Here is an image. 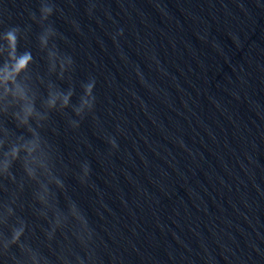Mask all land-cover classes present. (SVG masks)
<instances>
[{"label": "water", "instance_id": "95a60500", "mask_svg": "<svg viewBox=\"0 0 264 264\" xmlns=\"http://www.w3.org/2000/svg\"><path fill=\"white\" fill-rule=\"evenodd\" d=\"M86 249L72 221L0 241V264H264V202L152 206L86 217ZM7 245V247H5ZM23 245V247H21ZM92 259L89 260L88 256Z\"/></svg>", "mask_w": 264, "mask_h": 264}, {"label": "clouds", "instance_id": "9594fccd", "mask_svg": "<svg viewBox=\"0 0 264 264\" xmlns=\"http://www.w3.org/2000/svg\"><path fill=\"white\" fill-rule=\"evenodd\" d=\"M43 11L46 14L44 18L47 19V16L52 13L53 8L52 7H46L43 9ZM34 17L35 16H33V18ZM19 32H20V29L18 27H12L9 30H7L5 33V39L7 40L9 48H10L9 56H10V59L12 60V63L11 64H5L3 69H0V84L5 85V92L7 93V91H8L7 84L9 82H12L13 84H15V91H14L13 95L19 97L20 99L26 100L27 97L25 94V90L19 84L16 83L15 78L21 72H23L27 69L28 64L32 60V56L28 52H25L19 56L16 55V46H17L18 33ZM94 86H95V80L93 78L92 82L89 83L86 87V94L88 97H90V101L88 99H84L82 101L84 104L88 105L89 109H92L94 106V101H95V97L93 95ZM68 102H69V96H64L63 97L64 105H67ZM54 103H55L54 100L49 102L50 106H53ZM80 111H81V109H77V114H79ZM24 112H25V116H24L22 123L27 124V117L32 114L33 109L29 105V106H26L24 108ZM77 126H78V124H75V127H77ZM112 144H113V147L116 146L114 141H112ZM37 147H38V143L35 140L30 141L26 145H24L26 152L30 156L32 155L33 152H35ZM18 152H19L18 148H13L12 152L10 153L12 159H15L17 157ZM11 162H12L11 160H9L7 158L5 159L4 164H3V168H4L5 172H7L8 169L10 168ZM25 170L27 171V173L30 177L35 176L34 170L28 166L27 162L25 164ZM84 171H85V176H87L89 173L88 165L85 166ZM54 179H55L56 185L59 188L63 189L64 188L63 182L60 179H57V178H54ZM81 181L82 182L84 181V177H81ZM45 192L47 193V196L41 195L39 197L40 202L47 204L49 207L53 208V210H54L53 216L50 218L51 228H50L49 232L47 233L48 237L52 238V236L55 234V232L57 230V226L61 225L62 219H63V221L71 220L75 225H78V227L80 229H82V232L76 233V236H77V240L82 245H84V247L87 249L88 244L84 240L83 232L87 233V240L88 241L91 239V232L89 229L87 219L84 216V214L82 213V211L78 208V206L74 202H69L68 207H67V211L65 212L64 210H62L58 207V204H56L54 202L55 194L52 192L51 188L45 187ZM5 207L7 208V211L9 213H11L13 211L10 206H5ZM24 231H25V227L23 225V222H21V227L13 230V235H12L10 243H13V244L17 243V241H19V239H20L21 235L24 233ZM5 247H7V245H5ZM21 247H23V245H21ZM37 254L41 255L47 264L48 258L43 256L41 253H37ZM63 259L65 261V264H67L66 258H63ZM76 259L78 261V264H84V260L81 258L80 255H77ZM88 259L89 260L92 259L91 255L88 256Z\"/></svg>", "mask_w": 264, "mask_h": 264}]
</instances>
